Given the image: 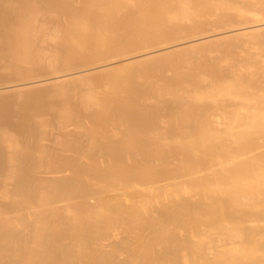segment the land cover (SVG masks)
<instances>
[{
    "label": "bare ground",
    "instance_id": "bare-ground-1",
    "mask_svg": "<svg viewBox=\"0 0 264 264\" xmlns=\"http://www.w3.org/2000/svg\"><path fill=\"white\" fill-rule=\"evenodd\" d=\"M0 264H264V0H0Z\"/></svg>",
    "mask_w": 264,
    "mask_h": 264
}]
</instances>
